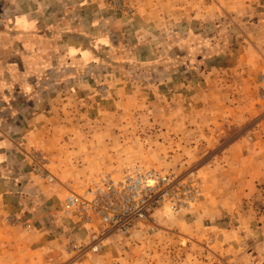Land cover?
Returning <instances> with one entry per match:
<instances>
[{"label": "crops", "instance_id": "1", "mask_svg": "<svg viewBox=\"0 0 264 264\" xmlns=\"http://www.w3.org/2000/svg\"><path fill=\"white\" fill-rule=\"evenodd\" d=\"M157 95L190 111L181 125L210 182L204 211L187 216L199 231L180 234L179 264H264L249 245L264 252V217L235 209L264 206V0H135L128 12L99 0H0V264H114L65 252L88 230L66 221L71 188L45 183L32 156L61 153L53 143L74 113L108 110L91 122L115 131L119 112L156 111Z\"/></svg>", "mask_w": 264, "mask_h": 264}, {"label": "rangeland", "instance_id": "2", "mask_svg": "<svg viewBox=\"0 0 264 264\" xmlns=\"http://www.w3.org/2000/svg\"><path fill=\"white\" fill-rule=\"evenodd\" d=\"M156 98L157 103L154 105L157 107L156 111L149 112V110L142 109L136 112L132 110L119 112L120 116H116V118L124 121L125 126L115 128V131L119 130V132H116L124 138L122 141L116 139L117 134L114 129L109 128L110 130H106L100 124L99 127H95L94 124L97 122H91L92 119L96 118L109 119L112 116L109 114L110 111L79 112L72 114L71 118L66 120L67 126L65 128L58 129L57 134H61L62 140L54 142L53 146L60 147L63 145L61 153L50 157L45 153L46 151L39 149L32 156L31 164L36 172V167L41 166L55 176V179L51 182L43 179L45 183L64 182L71 189H81L92 177L104 169L117 170L133 161H138L148 167L161 168L177 173L186 172L187 170L197 171L203 182V191L200 200L190 212L181 214L157 212L152 220L146 221L127 234H110L114 236V239L111 241L109 235L100 251H88L89 253H106L108 255L106 256L107 259H112L114 264L126 261L122 258L126 255H128L126 259L129 258L130 262L134 255L142 264L148 262L149 259L154 260L156 264H169L170 262L179 264V261L184 258L180 247L187 245L184 237L183 240L179 238L180 234L199 231L201 227L189 223L192 218L187 216L196 215L198 209L204 211L211 198V192H208L209 179L207 181V175L205 176L202 168H200L205 160L198 156L196 142H187L186 128L181 125L182 117L190 111L183 110V105L176 103L174 95L170 99L173 107H171L172 105L164 106L160 104V95H157ZM147 99H140L141 106ZM127 102L128 106L126 107H130L135 101L130 100ZM100 103L105 102L104 100H97L95 104ZM112 103H116V100L113 99ZM191 114L193 126L188 129L189 132H193L194 136H197L196 120L201 115H198L196 111L191 112ZM100 115L102 116L100 117ZM87 122L89 123L86 124ZM79 147L84 148L83 151ZM90 148L94 149L93 153H89ZM71 150L72 153H70ZM256 176L257 178L260 177L259 170L256 172ZM67 193L61 202V212ZM235 209H238L239 216L246 219L253 217L256 220H261V217H264V206L262 208L238 206ZM62 215L71 225L77 226L72 219L67 218L63 213ZM200 215H206V213ZM222 216L226 219H221V221L229 219L225 215ZM245 218L244 220H246ZM241 224V222H236L238 228ZM256 226V228H260L259 230L264 231L261 223L256 224ZM222 227L224 226L219 225L218 229L220 230ZM241 231L244 232L245 228H242ZM83 239L70 238L65 244V252L68 254L79 253H75L70 249L73 243L78 244ZM249 245H254L252 249L255 256L264 255L263 247H259L258 242L257 244L249 242ZM170 248L171 251H169ZM127 263L126 261L125 264Z\"/></svg>", "mask_w": 264, "mask_h": 264}, {"label": "built area", "instance_id": "3", "mask_svg": "<svg viewBox=\"0 0 264 264\" xmlns=\"http://www.w3.org/2000/svg\"><path fill=\"white\" fill-rule=\"evenodd\" d=\"M119 12L133 9L135 0H99ZM36 170L47 182L55 176L44 167ZM203 182L196 170L177 173L148 167L138 161L117 170L104 169L81 189H70L62 213L88 235L71 251H100L112 233L127 234L157 212L188 213L200 200Z\"/></svg>", "mask_w": 264, "mask_h": 264}]
</instances>
